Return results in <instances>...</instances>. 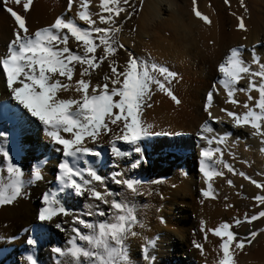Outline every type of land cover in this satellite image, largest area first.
<instances>
[{"label": "snow or ice", "instance_id": "snow-or-ice-1", "mask_svg": "<svg viewBox=\"0 0 264 264\" xmlns=\"http://www.w3.org/2000/svg\"><path fill=\"white\" fill-rule=\"evenodd\" d=\"M224 2L228 4V0ZM90 3L91 0H66L64 11L51 22L33 26L29 21L33 0H0V7L13 21L11 37L0 55L6 90L39 122L52 151L59 154L56 187L41 195L36 215L41 225L34 232L42 233L45 226L51 225L65 233L63 244L51 247L54 264H139L133 258L132 241L136 238L141 240L139 255L143 264H155L152 253L158 238L138 231L145 224L136 197L145 181L133 173L145 162V138L173 134L155 132V125L144 118V113L151 108L155 91L166 94L176 105L181 104L171 87L177 73L151 55L134 53L120 39L124 22L137 11L135 4L130 0H99V11L93 12ZM240 7L247 12L244 0H240ZM192 12L204 23H210L206 15L197 11L196 0H192ZM233 15L236 28L246 32L243 16ZM120 50L126 57L123 63L118 60ZM245 51L249 59H245ZM105 64L108 71L93 82L92 73ZM217 73L203 101L206 118L196 133L198 142H204L198 143L202 204L204 199L219 197L214 177L235 186L225 170L264 190V180L238 170L234 162L225 158L227 152L235 161V154L228 147L231 133L215 132L213 123L224 124L225 120L211 110L222 91L224 104L231 108L221 107L219 111L229 118L231 127H248L250 136L258 138L260 151L264 152V58L255 47L246 49L244 44H238L227 50L217 65ZM15 119L19 123L23 117L17 112ZM11 136L7 130L0 131V205H11L26 196L28 187L44 179L42 168L47 163L45 160L31 164L26 177L22 164L12 155L14 150L18 156L23 145L12 137L13 145L9 148ZM121 145H127V150ZM105 146L111 164L102 172L105 161L100 159L103 153L99 149ZM133 153L135 158L128 160ZM253 199L255 210L233 216L231 222L206 228L205 221L200 220L205 241L209 233L219 238L214 264H238L237 256L245 245H251L258 233L264 234V225L253 226L254 221H264V193L254 195ZM73 200H83L82 208L74 207ZM224 200L228 197L224 196ZM224 207L230 209L232 205L225 203ZM242 224L249 226L244 234L239 231ZM26 244L35 247L36 235L28 234ZM192 244L201 256L205 255L201 242L193 240ZM24 259L27 264H39L30 251Z\"/></svg>", "mask_w": 264, "mask_h": 264}, {"label": "bare ground", "instance_id": "bare-ground-1", "mask_svg": "<svg viewBox=\"0 0 264 264\" xmlns=\"http://www.w3.org/2000/svg\"><path fill=\"white\" fill-rule=\"evenodd\" d=\"M229 1L230 10H226L222 0H196L197 10H202V14L206 15L210 20V23L207 24L192 12V0H143L142 6L140 5L136 21V34L140 42L144 41L145 38L151 41L145 34L146 30L153 31L155 27L159 26L158 23L155 26L158 20L169 19L174 15L177 21L182 22L184 30H187L188 35L191 37L187 38L185 42L189 43L192 40L196 51L202 52L203 49H206L208 51L206 61L208 59L211 60V63L206 65V71L191 74L193 78L196 77L194 79L197 82H200L196 87L194 85L196 81H192L194 83L190 81L189 77L192 78L190 74L187 77L186 75L188 74H183V80L180 78L182 84L180 89H178L179 87L177 88L180 93L175 92V95L181 100L180 105H176L170 97L160 93L155 96L154 101L152 100L153 104L151 103L152 101L150 102L151 108L145 109L144 118L155 125L153 129L155 132L173 133L171 135L160 134L145 138L142 142L145 162L134 170L136 172L134 175L144 181L148 180L154 172H159L158 178L163 177L166 181V187L163 188L162 192V197L165 200L162 201L170 202L167 209L163 210L169 216L165 220L163 219V222H161L159 217L156 220V225H152L148 232L149 237L155 236L158 238L156 242L157 247H155L153 252L158 255L154 256L152 253L155 258V264H172V260L168 258L169 254L162 248L164 246L168 249L171 248L172 250H170L176 258L185 257V254L183 255L180 252V243H186L190 240L189 236L191 235L188 236V234H184L183 232L190 230L189 227L194 225V221L188 219L182 224L181 228L183 232L181 230L176 231L175 212H182L185 209L187 212L190 211L192 215L195 213L194 217L196 220L199 218L210 219L212 217L213 219L205 221V226L206 228L215 227L218 223H221V217L224 219L227 216L244 214L243 212V214L239 213L241 210H236L243 192L252 197L254 205L256 203L253 199L254 195L264 193V190L257 189L249 181L244 180L238 175L232 176L225 170V175L233 180L235 186H229L221 177H214L213 183L219 192V197L217 199L207 198L204 199L203 204L200 203L199 189L203 187V184L202 176L198 171V143L203 144L204 142H198L196 133L200 123L206 118V114L202 110L203 101L206 93L214 83L213 80L218 75L217 65L224 55H226V50L232 46L241 44L239 43L241 41L247 45L246 49L255 47L256 52L264 58V0H244V5H246L249 11L248 13L245 12L244 8L240 7V0ZM62 11H64L63 8L52 5L48 0H38L30 7L29 21L33 26H42L51 22ZM233 13L243 16L248 29L246 32L236 28V19ZM12 27L13 21L10 15L3 9H0V55L4 54L6 50V44L11 37ZM157 31L158 29L155 28L152 32V37L158 33ZM161 33L163 35L164 31ZM184 37L186 38L187 36ZM209 41H212V46L209 44ZM126 43L127 47L133 51L137 41L130 38ZM245 54L247 56L246 59H249L248 51H245ZM104 66L107 68L106 64ZM78 71L79 69L76 70L77 73ZM99 73L102 74V72ZM198 74H200V77ZM240 99L243 100L244 97L241 96ZM223 101L224 93L221 91L215 98V104L211 110L214 115L221 116L225 120L224 124L213 123L215 132L223 133L224 131H229L231 133V136L228 138V147L235 154V161H233L232 157L227 156V152H225V158L230 163L234 162L238 170L245 171L257 180H263L264 153L260 151L261 144L258 138L250 136L251 130L248 127H231V124L228 122L229 118L219 111L221 107L231 108V105H225ZM17 112L23 117L19 123L15 119V113ZM27 123L32 124L34 129L28 130L36 132V136L39 137V133H41L43 136L41 137L43 138L42 140L32 138L31 136L33 135H28L26 128H24V125ZM18 128H20L23 134L20 131L16 133ZM3 130H7L12 134L9 148H12L13 145L12 137L15 138V141L22 143L23 151L20 154L25 164L23 166L25 171L27 170L26 164L28 163L31 165L45 161L46 159H49V161L42 168V171L46 172L44 179L28 187L26 196L19 197L11 205H0V258L6 256L4 252L6 248L11 250L10 253L8 252L9 250L7 251L10 260L1 261L0 264H5L6 262V264H27L24 257L29 251L36 256L39 264H54V254L51 252V247L53 245H62L66 239L65 233L60 231L58 233V230L51 225L45 226L42 233L34 232V229L41 225V222L36 219V215L40 207L42 193L49 188L56 187L55 178L51 176L50 169L58 163L57 157L59 154L52 151L39 122L11 98L3 82L2 70H0V131ZM237 137H239V140H237ZM233 141H236V143L234 144ZM27 145H34V149H27ZM245 145H247V148ZM121 146L127 150V145ZM99 150L103 153L104 157L102 158L109 157L111 159L106 146ZM12 155L16 159L17 155L14 150ZM135 156L136 154L133 153L132 157L127 159H134ZM102 158L100 159L103 161ZM243 161H247V163H243ZM124 166L125 163L121 161V167ZM109 167L107 164L103 165L102 172H106ZM143 168L145 169L143 170ZM27 176L28 174H26ZM224 196L228 197L227 201L224 200ZM156 201H158L157 198L153 202L155 203ZM225 203L231 204L232 208H225ZM72 204L74 207L82 208L80 203H77L78 206L74 202ZM150 220L148 218V221ZM261 225H264V221L253 222V226L259 227ZM248 227L245 224L240 232L244 234L245 229ZM138 231H141L142 235H145L144 229H138ZM28 234H34L38 239V244L33 248H29L26 244ZM195 235L197 239L199 238L197 241L204 245L205 255L201 256L199 250L190 245L188 257L191 258V263L194 261V252L198 251L199 256L203 257L201 263L214 264L218 258L216 249L219 238L209 233L208 239L205 241L200 233V228L195 231ZM140 243L141 240L139 238L132 241L133 254L139 255ZM14 244L16 249L12 247ZM192 254L193 257H191ZM237 260L238 264H264V234L258 233L251 246L249 248L245 246V250L238 254Z\"/></svg>", "mask_w": 264, "mask_h": 264}, {"label": "rangeland", "instance_id": "rangeland-1", "mask_svg": "<svg viewBox=\"0 0 264 264\" xmlns=\"http://www.w3.org/2000/svg\"><path fill=\"white\" fill-rule=\"evenodd\" d=\"M36 1H38V0H33V5H34V3ZM48 1H50V3L52 5L59 6V7L63 8V9H65L66 6H67L66 5V0H48ZM222 1H223V4L226 7V10H230V1L228 0V4H225L224 0H222ZM91 2L92 3H90L89 9L91 11H93V12H98L99 11V8H98L99 0H91ZM130 3L136 5L137 11L133 14L132 17H130L128 20H126L124 22L122 32L120 33V39L125 44H127L126 41L128 39H130V38L135 39V41H137V44L135 45V49L133 50L134 53H136L138 55H151L158 63H161V64L167 66L169 68V70L174 71L175 73H177L176 78L171 83V87H172V89L174 91V94H175L176 91L179 92L178 89H180L181 84H182V81L180 80V78L181 79L183 78V74H188V75H186V77H187V76H189V74L191 75L192 73H200V72H203L204 70L205 71L207 70V66L206 65H209L211 63V60L210 59H208L206 61L207 55H208V51H206V49H203L202 52L201 51H196L194 49V44H193L194 42L192 40L190 41L192 44L190 42L189 43H186L185 42V40H187V38H191V37L188 35V31L187 30H184V28L182 26V22H180L179 20L177 21V18L174 15H172L169 19H164V20H161V21L158 20L155 23L156 24L155 26H157L159 24L160 27L157 26L158 27L157 28V27L154 26L156 29H158V31H157L158 33L155 34L154 37H152V32L155 30V28H154L153 31L146 30L145 34L148 36V38L151 41H149L148 39L145 38L144 41H141L140 42V40H138L137 34H136V21H137V16H138L139 9H140V0H130ZM245 7H246V5H245ZM0 9H3V8L0 7ZM197 11H200L202 13V10H200V9H198ZM248 12L249 11H248V8H247V13ZM228 24L230 25V23H228ZM178 25H179L180 28L178 27ZM168 28H170V29H168ZM131 29H135V30L134 31H131ZM162 31H164V34L163 35L161 33ZM166 32H168V33H166ZM130 36H132V37H130ZM184 36H187V37L185 38ZM181 37H183V38H181ZM70 43H72V41H70ZM239 43L244 44L245 47L247 46L242 41L239 42ZM209 44L211 46L213 45L212 43H209ZM203 48H205V47H203ZM192 52H193V54H192ZM226 52H227V50H226ZM244 57H245V59L247 57L245 53H244ZM125 58H126L125 57V53L123 52V50H120L119 56H118L119 62L121 63V61L124 60ZM188 64H189V66H188ZM193 67H194V69H193ZM253 67H255V66H253ZM77 69H79V65H77L76 70ZM102 69H104V70H102ZM192 69H193V71H192ZM106 71H108V69L105 68V66L103 68L101 66L97 71H94L92 73V80H93V82L99 80L102 77V75L104 74V72H106ZM177 71L180 72V73H178ZM99 72H102V74L99 73ZM99 74H101V75L98 76ZM198 75L200 77V74H198ZM189 78L191 79L190 80L191 82L192 81H196L197 84L196 83L194 84L195 87H196V85H199L198 83H200V82L199 81L197 82V80L194 79L196 77L193 78V76H192V78L194 80L191 77H189ZM216 78H217V76H216ZM216 78H215V80H216ZM215 80H213V82H215ZM176 82H178V83L176 84ZM192 83H194V82H192ZM160 93H162V92L155 91L153 93V95H152L153 97L150 100V102L152 100L154 101L155 96H157V94H160ZM162 94H164V93H162ZM153 101L151 102L152 104L154 103ZM24 128H26V131H27L28 135H33V136H31L32 138H37V139H40V140L43 139V138H41V137H43L41 135V133H39L40 136L38 137V136L35 135L36 132H31V131L28 130V129H34V127L32 126V124L27 123V124L24 125ZM16 131H17L16 133H19L20 128H18ZM33 147H34V145H27L26 146V148L29 149V150H31V149L33 150L34 149ZM262 153H264V152H262ZM102 157H104V156H102ZM102 159H103V161H105V163L103 165L105 166V164H107L108 167H109L110 164H111V159L109 157H105V158H102ZM16 160H18L22 164V166L25 165L23 163V159H22L21 154H19L16 157ZM39 161H40V158H39ZM46 161L48 163L49 159H46ZM46 164H44V165H46ZM26 168H27V170L25 171V174H28L29 175V169H30V164L29 163L26 164ZM144 169L145 168H143V170ZM50 171H51V173H50L51 176L55 178L56 168L53 167L52 169H50ZM135 173L136 172H134L133 174H135ZM158 173L159 172H154L152 174V176H150L149 179L145 181V184H144V186L141 189V194L136 197V201H137L138 208H139V214L142 217L143 222L145 224L144 234L146 236H148V232L151 229L152 225H156V220L159 217H160V219L163 218L165 220L169 216V214H166L163 210L167 209V206L169 205L170 202H168V201L167 202L166 201H162V200H165L162 197V192H163V188L166 187V181H165V179L163 177L162 178H158V175L160 174V173L159 174ZM43 174H46V172L43 171ZM263 178H264V176H263ZM153 181H157V183H153ZM109 187L112 188V189H114V190H119V187L116 186V185L113 186L112 184H109ZM155 198H157L158 201H156L154 203L153 201H154ZM240 199H239L240 201H239L238 205L236 206V210H238V209L241 210V212L238 210L239 213H242V212L243 213L252 212V211L255 210L253 208V205L254 204L252 203V197L250 195H247L246 193L243 192L241 194V196H240ZM82 201L83 200H73L72 202H74L75 204L80 203V205L82 207V204H83ZM160 202H162V203H160ZM77 206H78V204H77ZM177 209H176V211H177ZM149 213H151V215H149ZM174 214H175L174 219L176 220V223H177L175 225L176 231L177 230H181L183 232V230L181 228L182 227V224H184L185 221H187L188 219H191V221H194L193 222L194 225H192L191 227H189L190 230H188L186 232L185 231L183 232L184 234H188V236L191 235V236H189V239L190 240L188 242H186V243H182L181 242L180 243V250H181L180 252L183 255L185 254V257L184 258L183 257L176 258L174 256V254L172 253V251H171L172 249L171 248L168 249L167 247L164 246L162 248H164V251H166V253L169 254L168 258H170V260H172V264H206V262H202L201 263V260L203 259V257H200L199 256L198 251H195L194 252V257H193V254H192L191 257H193L194 261L191 263V258L188 257V254H189L188 248H189L190 245L193 247V244H192V241L193 240H196L197 241L199 239V238L197 239V236H199V235L198 234H197V236L195 235V231L198 228H200V225H199L200 224V221L199 220L203 219L204 221H206V220L208 221V220L213 219V218L212 217L210 219H205V218H201L200 219L199 218L198 220H196L195 217H194L195 213H194V215H192V214H190V211L187 212L185 209H183L182 212L181 211H178V212H175ZM232 217L233 216H227L226 217L227 219L226 218L222 219V217H221V219H220L221 221L220 222H222L223 220L224 221L227 220L228 222H231ZM148 218H150L151 220L148 221ZM195 224H197V225H195ZM244 225L245 224H242L239 227V231L241 230V228ZM58 233H59V230H58ZM245 246L247 248H249L251 245H245ZM12 247L14 249H16L15 248L16 247L15 244ZM156 247H157V244H156ZM3 249H5V248H3ZM7 251L10 253L11 250L8 249V248H6L4 250L6 256L4 258H0L1 259L0 260V263H1V261L10 260L9 255H7ZM164 254H165V252H164ZM155 255H158V254H154V256ZM133 258L135 260L139 261V264H143V261H142L140 255L133 254Z\"/></svg>", "mask_w": 264, "mask_h": 264}]
</instances>
